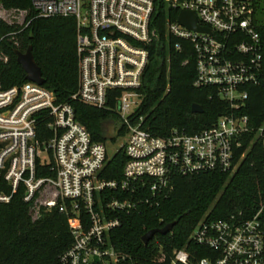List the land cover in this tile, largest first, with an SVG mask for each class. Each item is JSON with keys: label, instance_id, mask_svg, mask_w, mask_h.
I'll return each mask as SVG.
<instances>
[{"label": "built area", "instance_id": "built-area-1", "mask_svg": "<svg viewBox=\"0 0 264 264\" xmlns=\"http://www.w3.org/2000/svg\"><path fill=\"white\" fill-rule=\"evenodd\" d=\"M178 10L162 35L153 25L154 0H34L44 17H74L77 22L79 86L73 98L116 116L117 136L127 157L120 177L105 176L113 139L97 141L75 116L69 102H59L44 84L25 80L5 87L0 80V176L24 199L56 209L68 219L71 244L55 264H264V198L249 215H205L187 246L168 259L162 253L141 261L119 251L111 231L121 214H141L161 204L176 175L219 171L235 173L255 144L264 149V120L254 127L242 108L248 85L260 82L262 42L253 0H165ZM193 10L198 26L189 29L178 17ZM25 21V20H24ZM24 23V22H23ZM28 25V24H27ZM171 39L192 44L195 85L216 87L231 102L212 126L195 133L173 129L156 135L139 114L143 74L152 50L167 51ZM49 134V136H48ZM0 187V201L7 202Z\"/></svg>", "mask_w": 264, "mask_h": 264}, {"label": "trees", "instance_id": "trees-1", "mask_svg": "<svg viewBox=\"0 0 264 264\" xmlns=\"http://www.w3.org/2000/svg\"><path fill=\"white\" fill-rule=\"evenodd\" d=\"M34 0H0L6 8L30 10L23 24L0 18V80L5 87L21 85L25 71L17 62L16 51L29 45L37 65L42 68L45 86L59 102H69L75 116L97 141L107 140L106 124L116 120L110 111L88 106L73 98L79 86L77 56V22L74 17H44L32 8ZM254 20L261 38L263 67L260 82L248 85V98L242 108L254 127L264 120V0H253ZM153 25L164 35L168 19L177 16L165 0H154ZM28 24V25H27ZM171 39L167 51L152 50L150 63L143 74L140 92L144 96L139 114L143 125L156 135H167L173 129L195 133L212 126L221 114L229 113L231 102L221 98L216 87L195 85L196 61L192 44L181 40L182 49ZM194 103L202 104L204 113L192 112ZM49 136V134H48ZM113 141H115L113 139ZM127 157L121 149L107 163L105 176L120 177ZM172 189L161 196V204L146 208L141 214H121L122 224L110 235L115 247L141 261L161 254L169 259L174 250L187 246L206 256L208 250L190 242L193 228L205 215L223 219L231 214L249 215L264 198V149L255 144L239 169L233 174L219 171L196 175H176ZM16 192L0 176V187L7 202L0 201V264H55L60 253L72 242L67 217L58 210L38 207L36 199H24L26 186ZM176 221L171 231L157 233L144 244L143 236L154 228Z\"/></svg>", "mask_w": 264, "mask_h": 264}, {"label": "water", "instance_id": "water-1", "mask_svg": "<svg viewBox=\"0 0 264 264\" xmlns=\"http://www.w3.org/2000/svg\"><path fill=\"white\" fill-rule=\"evenodd\" d=\"M178 21L189 29H195L202 32H209L210 28H205L198 26L196 23V16L193 10H182L179 14ZM26 51L17 50V62L24 69L26 75L25 80H29L32 82H36L37 84H45V79L43 77L42 68L40 65H37L33 48L31 45L27 47ZM204 107L202 104L194 103L192 105L191 111L194 113H204ZM107 129V139H113L117 136L118 132L116 129V123L113 120L108 121L106 124ZM176 221L165 224L162 228H154L148 230L143 236L144 244L148 243L157 233L165 234L172 230V228L176 225Z\"/></svg>", "mask_w": 264, "mask_h": 264}, {"label": "rangeland", "instance_id": "rangeland-1", "mask_svg": "<svg viewBox=\"0 0 264 264\" xmlns=\"http://www.w3.org/2000/svg\"><path fill=\"white\" fill-rule=\"evenodd\" d=\"M30 10H24V9H12V8H6L0 3V18H3L9 23H18L23 24L24 20L28 17H30ZM264 18V13H263ZM120 146V140H115L114 142H109L107 145V148L109 149L110 154H114Z\"/></svg>", "mask_w": 264, "mask_h": 264}]
</instances>
